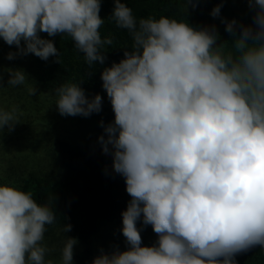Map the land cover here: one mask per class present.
<instances>
[{
	"label": "clouds",
	"instance_id": "obj_1",
	"mask_svg": "<svg viewBox=\"0 0 264 264\" xmlns=\"http://www.w3.org/2000/svg\"><path fill=\"white\" fill-rule=\"evenodd\" d=\"M248 3L257 9L255 29L241 27L237 35L235 20L222 21L233 36L226 49L215 26L195 28L167 16L137 20L114 0L109 20L127 30L132 44L101 73L114 121L99 142L104 154L111 145L112 169L131 197L121 213L128 249H101L92 264H237V255L264 248V0ZM100 10L101 0H0V38L18 49L7 59L33 54L59 62L54 42L40 35L46 33L70 37L89 67L103 64L102 49L113 38L101 37ZM8 72L9 87L37 94L23 70ZM54 92L62 116L102 110V97L89 98L78 83ZM21 116L18 105L0 107V135ZM53 203L0 184V264H73V237L58 261L48 258L55 251L45 243L47 226L56 223ZM141 219L158 237L152 246H142ZM71 229L65 224L62 231Z\"/></svg>",
	"mask_w": 264,
	"mask_h": 264
},
{
	"label": "trees",
	"instance_id": "obj_2",
	"mask_svg": "<svg viewBox=\"0 0 264 264\" xmlns=\"http://www.w3.org/2000/svg\"><path fill=\"white\" fill-rule=\"evenodd\" d=\"M133 11L138 19L153 16H167L177 20H186L195 28L215 26L219 34L217 44L227 42L226 49L231 48L233 36L225 30L222 21L237 22L236 34L240 28L250 26L255 29L252 18L242 19L235 14L227 16L222 0H211L207 7L194 9L191 4L186 6L185 0H121ZM205 2V0H204ZM208 1H206L207 3ZM220 5L218 17H213L211 11ZM114 9V0H101L99 15L105 20L100 29L101 37L111 35L113 44L105 46L102 51L106 59L103 64L94 62L89 67L84 54L75 49L70 37L58 34L49 37L42 33V38L54 42L59 55L49 57L47 61L35 56L36 81L43 89L54 92L56 87L64 83H78L89 98L99 94L102 97V110L89 117L69 116L87 122L89 130L79 140L57 141V163L62 171L57 177L31 174L23 179L22 190L31 191L38 203H46L54 198L53 209L56 212L57 228L63 229L65 224H71L72 229L65 234L76 238L82 246L79 255L81 264H89L93 251L90 241L103 226H115L123 237L122 215L131 197L126 192L124 178L112 169L111 145L110 153L104 154L99 137L104 135V126L114 121V112L106 91L102 87L101 73L105 67H110L124 58L125 49L130 50L132 40L126 29L118 28L114 21L109 20ZM55 93V92H54ZM103 122V126L101 124ZM137 227L142 236V246H152L158 237L150 225H143L142 219L137 221ZM237 264H264V248L253 247L249 251L235 257Z\"/></svg>",
	"mask_w": 264,
	"mask_h": 264
},
{
	"label": "rangeland",
	"instance_id": "obj_3",
	"mask_svg": "<svg viewBox=\"0 0 264 264\" xmlns=\"http://www.w3.org/2000/svg\"><path fill=\"white\" fill-rule=\"evenodd\" d=\"M206 1H208L206 3ZM196 8L207 7L211 0H194ZM227 16L235 14L239 19H251L257 9L250 7L248 0H222ZM192 5V4H191ZM41 37L42 33H40ZM23 46V41L21 42ZM9 52L18 53L15 45H7L0 38V107L5 109L18 105L23 112L21 122L16 124L14 130L9 132L5 127L0 135V184H13L22 188V181L31 174L39 176L57 177L62 171L57 163V141L79 140L87 130V122L78 118L62 116L55 105L56 96L51 90L41 87L36 81L35 55L17 54L13 60L7 59ZM8 69H21L28 78V84L34 83L37 94L30 96L26 86L9 87ZM45 243L54 248L48 258L58 261L60 250L66 237L61 229L54 224L47 226ZM90 247L93 251L89 264L94 257L100 254L101 249L112 252L115 248L120 251L128 249L125 238L121 237L118 229L113 225H105L92 237ZM82 246H74L73 264H81L79 255Z\"/></svg>",
	"mask_w": 264,
	"mask_h": 264
}]
</instances>
